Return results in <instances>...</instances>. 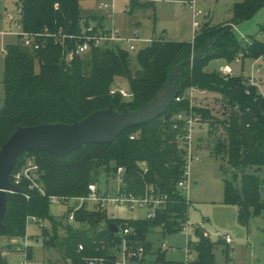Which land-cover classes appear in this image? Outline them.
I'll return each instance as SVG.
<instances>
[{"label":"trees","instance_id":"obj_1","mask_svg":"<svg viewBox=\"0 0 264 264\" xmlns=\"http://www.w3.org/2000/svg\"><path fill=\"white\" fill-rule=\"evenodd\" d=\"M79 1L19 0V22L29 32H42L44 29L57 32L61 29L65 33H79L82 24L88 23V18L82 19ZM141 2L145 6L152 5V2ZM263 4L264 0H245L234 4L233 21L249 18ZM136 5V2H131L129 7L131 9ZM68 45L71 47L73 43L69 41ZM6 47L4 98L0 106V148L17 126L70 123L110 105L117 111L123 108L140 109L164 88L168 73L176 64L195 54L204 55L210 51V55L197 64L185 63L174 78L178 81L176 96H184V91L191 87L219 94L226 117L218 121L225 136L215 139L213 147L216 152L223 153L232 169L241 172L239 185L230 179L224 180V202L238 206L241 220L247 218L250 208H264L260 198L264 178L261 179L257 173L264 167V95L257 86L248 84L242 75H224L204 69L208 59L231 60L240 52L251 59L263 57L264 42L251 38L243 49L232 25L205 23L192 41L159 37L138 49L135 56L138 68L134 71L130 53L117 44L92 46L83 56H75L70 61L64 60L61 45L53 40L35 51L24 47L18 39ZM85 64L89 65L88 74L83 73ZM115 78L127 81L130 97L110 93ZM189 111L188 98L181 101L174 98L163 114L122 131L109 143L86 144L62 156L46 151L27 152L13 172L22 167L27 158H33L40 167L38 180L45 194L31 189L26 181L19 183L23 192H8L0 237L23 236L28 217L50 219V195L84 196L89 183L98 185L102 174L114 176L117 168L123 167L121 181L124 191L140 195L144 193L146 184H153L157 190L167 194L166 207L159 210L154 218L120 222L108 217L102 210L83 204L73 211V221L79 227L71 226L68 218L66 222L50 219L52 230L43 231V247L47 250L53 248L64 264H67L66 261L82 264V256L105 255L118 246L119 234L108 230L109 223L114 222L120 228L125 223L133 228L135 238L145 244L147 252H151L154 247L145 243L150 229L157 227L166 233H178L187 220L188 203L177 186L185 156L180 140L184 125L175 116ZM192 111L199 114L203 121H209V131L212 132L215 122L211 121L215 118L212 112L194 105ZM131 135L134 137L131 138ZM249 167L254 171H243ZM10 181H13L12 173ZM202 231L200 226L194 229L197 237L192 243L196 252L195 264H214L215 242ZM79 243L84 246L82 251L77 250ZM5 251L8 250H0V264H7ZM155 253L153 262L169 264L164 259V252L156 250ZM26 255L30 257V248ZM223 264H228V261Z\"/></svg>","mask_w":264,"mask_h":264},{"label":"rangeland","instance_id":"obj_2","mask_svg":"<svg viewBox=\"0 0 264 264\" xmlns=\"http://www.w3.org/2000/svg\"><path fill=\"white\" fill-rule=\"evenodd\" d=\"M101 0H80L79 6L82 15L96 13L99 10ZM143 2H152V5H144ZM245 0H195L194 4H187L183 0H115L112 8V18H105V25L114 23L116 28L124 33L132 35L138 33L140 37L157 39L163 37L173 41H192L194 34H198L205 23L219 25L228 23L237 41L243 49L251 38L264 42V4L249 18L234 22L232 19L233 6ZM137 5L130 9L129 4ZM194 5V10H193ZM19 0H0V31H17V21L20 19L18 11ZM142 6V7H141ZM99 11H102L101 9ZM193 11L200 15L193 18ZM103 12V11H102ZM10 14L11 20L8 18ZM198 21L199 26L193 32V21ZM17 38L12 35H0V49L5 44L15 43ZM149 44L148 42H135L136 49L128 50L131 59V68L136 70V53L138 49ZM126 49V45L121 44ZM237 56L231 60L224 58H212L205 62L204 69L221 73L225 66L231 70V75H242L246 79L251 75V62L254 59L244 57L238 62ZM259 71L255 73L258 91L264 95V56L256 63ZM89 65L85 64L83 73L88 74ZM4 55H0V106L4 98ZM114 87L128 89L127 81L123 78H115ZM192 95L194 106L208 108L215 118H212L213 131L209 130V121L195 124L191 132L190 152L197 156L188 166L189 183L180 189L182 196L188 200L187 221L189 236L193 243L197 240L194 233L195 227L200 226L207 236L216 245L214 254L216 262L229 264H264V208L249 209L245 220L239 218V209L236 204L224 202V180L230 179L235 184H240V171L232 169L223 153L216 152L213 144L217 138H223L225 132L218 121L226 117V110L219 94L212 91L187 88L184 97ZM243 171L253 172L254 168H245ZM235 172V173H234ZM260 178H264V167L258 172ZM119 183L118 175L102 174L99 178V188L107 187L115 190ZM261 202H264V182L261 184ZM78 201L70 199L65 203L49 201L48 214L50 219L66 218L70 210L74 209ZM89 207L93 206L88 204ZM106 215L118 221L127 219H145L146 209L142 207L128 208L121 204H108L102 209ZM50 219H39L41 225L28 218L23 236L9 237L2 241L0 237V250H8L4 255L7 264H20L27 261L30 264H64L58 253L53 249H44L43 231L51 232ZM73 227H79L75 221L69 223ZM61 232V230H59ZM202 231V232H203ZM218 234L228 235L232 243H222ZM185 233H166L160 228L150 229L145 243H150L154 248H159L165 243L169 249L164 250V259L167 262H180L186 256ZM6 244V245H4ZM30 248V257L26 251ZM27 248V249H26ZM192 250V255H195ZM67 264H71L66 261Z\"/></svg>","mask_w":264,"mask_h":264},{"label":"built area","instance_id":"obj_3","mask_svg":"<svg viewBox=\"0 0 264 264\" xmlns=\"http://www.w3.org/2000/svg\"><path fill=\"white\" fill-rule=\"evenodd\" d=\"M115 0H101L99 3V8L105 12L106 18H112V8ZM187 4H194L195 0H183ZM194 10V5H193ZM18 11L20 13V7L18 6ZM200 15V12L193 11V18L195 19ZM10 18V14H8ZM18 30L17 31H0V35H14L20 43L28 48L31 51L38 50L46 46L49 40H53L55 44L61 45L63 49V58L66 61L72 60L75 56H83L89 51L92 46H102L117 44L126 45L127 50H135V42H148L150 43L154 39H146L139 36L138 33L132 35H123L119 32L113 22L110 25L106 26L102 22H88L87 24H82L81 31L79 33H65L61 29L57 32H49L47 29H44L42 32H29L22 28L19 20L17 21ZM199 26L198 21H193L192 27L193 32L195 33L197 27ZM195 35V34H194ZM71 41L73 45L69 47L68 43ZM7 47L4 46L0 49V55H6ZM261 58V57H259ZM254 59L251 62V75L246 79L248 84L256 86L255 73L259 71V68L256 67L257 60ZM244 59V53L240 52L237 55V61L242 62ZM221 73L224 75L231 74L229 67L225 66L221 70ZM193 91L194 88H190ZM110 93H119L123 98L131 96V93L121 87H113L110 90ZM192 95L188 98L189 101V112H179L176 114V119L183 122L184 133L180 136L181 144L185 150L183 171L180 176L177 186L179 189L186 187L189 183L190 177L188 173V166L192 161L197 160V156L190 152L191 147V132L195 124H200L202 122L201 116L192 111L193 100ZM185 99L183 95L176 96V101H181ZM176 126V125H175ZM131 138L134 135L130 136ZM142 166L146 170L145 162L142 163ZM124 172L123 167H118L116 174L118 175L119 183L116 189L113 191L109 188L106 190H101L95 182H91L87 186V194L84 196H59V195H50L49 201L57 203H65L70 199L77 200L78 203L72 212L68 216L69 221H73V211L79 209L83 204H92V207H95L98 210L104 209L108 204H121L126 205L128 208L133 209L135 207H142L146 209V218H154L157 215V212L166 207L167 204V194L160 192L153 184H146L145 191L143 194L136 195L132 193H127L122 188L123 184L121 181V176ZM41 170L39 165L35 162L33 158H27L17 171L12 172L11 181L13 184L18 185L22 181H26L31 189H37L42 195L45 194V191L41 184L39 183L38 178L40 177ZM28 198V195H25ZM185 202L188 203V200L185 199ZM39 223V219L36 217H28ZM125 226L121 229L120 242L116 248L112 249L105 255H84L81 257L82 264H157L153 262L156 258L155 251H161L169 249V247L163 243L161 247L152 249L151 252H147L146 246L144 243L140 242L135 238L136 232L133 228L129 227L126 223ZM189 223L186 220L181 227L179 232H184L187 237L186 242V256L183 261L180 262H169V264H195L196 253L192 255V250L194 251L192 242L189 236ZM207 234V232H205ZM220 240L224 242L227 246L232 243L231 238L228 235L222 236L218 234ZM84 249L83 244H78V251ZM20 264H30L27 261H24ZM214 264H223L215 262ZM229 264V263H228Z\"/></svg>","mask_w":264,"mask_h":264},{"label":"water","instance_id":"obj_4","mask_svg":"<svg viewBox=\"0 0 264 264\" xmlns=\"http://www.w3.org/2000/svg\"><path fill=\"white\" fill-rule=\"evenodd\" d=\"M195 54L176 64L168 73L164 88L142 108L117 111L113 105L98 109L81 120L70 123L54 122L17 126L0 148V226L6 211V194L23 192V188L10 181V175L18 162L30 151H46L56 156L66 155L91 143H109L124 130L147 123L163 114L178 93V81L174 78L185 63L197 64L210 55ZM108 230L120 234V227L111 222Z\"/></svg>","mask_w":264,"mask_h":264},{"label":"crops","instance_id":"obj_5","mask_svg":"<svg viewBox=\"0 0 264 264\" xmlns=\"http://www.w3.org/2000/svg\"><path fill=\"white\" fill-rule=\"evenodd\" d=\"M142 7V6H141ZM99 10H100V8H99ZM97 11L96 13H88V14H83L82 16H83V20L84 19H86V18H88V20H87V22H95V21H101L103 24H105V18H104V15H105V12L103 11ZM4 31V30H3ZM121 34H123V35H129L128 33H124V32H121V31H119ZM8 35V34H7ZM3 36H6V35H3ZM143 38V37H142ZM146 39H152V38H146ZM8 44H5V46H7ZM262 58V57H261ZM261 58H259L258 60H257V62L261 59ZM195 89V88H194ZM6 237H3L2 238V241H6ZM4 245H6V244H4ZM7 251H5V252H3V254H5ZM5 256V255H4Z\"/></svg>","mask_w":264,"mask_h":264}]
</instances>
